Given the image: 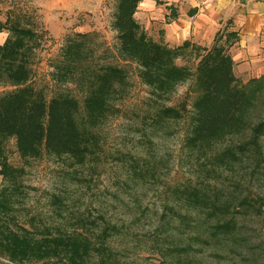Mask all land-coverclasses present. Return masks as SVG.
<instances>
[{
    "label": "rangeland",
    "instance_id": "obj_1",
    "mask_svg": "<svg viewBox=\"0 0 264 264\" xmlns=\"http://www.w3.org/2000/svg\"><path fill=\"white\" fill-rule=\"evenodd\" d=\"M116 1L77 0L61 10L58 19L45 24L44 15L35 8L33 0H0L2 27L14 23L37 34L38 46L30 62L27 84L41 91L47 101L58 95L76 99L79 122L92 135L91 152L81 164L67 156L45 152L37 158H22L14 139L2 143L13 176H8L9 182L0 173V192L11 182L18 186L11 191L13 208L6 225L13 231L26 229L38 236L47 230L54 234L78 231L95 235L104 226H113L116 230L110 246L119 261L181 264V259L160 253V245H168V240L157 243L153 237L163 213L167 212L170 220H177L181 212H188L181 204L179 190L216 187L232 197H264V184L250 168L219 170L213 163L225 148L246 140L249 117L254 122L263 118L264 69H235L246 91L259 84L262 93L256 96L254 105L251 101V106H247L235 129L225 131L201 150L188 149L185 144L193 124V104L199 96L194 72L199 56L212 45L205 48L192 44L182 55L180 51L172 61L176 67L174 79L165 82L164 92H157L142 79L139 63L119 52L117 32L112 26ZM172 9L170 21L173 14L181 17L178 8ZM229 24L221 27L219 36L225 34ZM0 33L8 35L5 29ZM151 33L147 34L150 39L164 44L162 31L155 29ZM68 40L82 43V60L67 62L63 58ZM223 42L220 40V44ZM106 66L122 69L125 83L119 92L109 96L106 109L91 115L83 107L90 77ZM181 66L189 68L187 79L181 80ZM14 89L3 83L0 96ZM253 106L256 107L251 115ZM165 110L169 112L161 116ZM261 143L264 154V137ZM169 208L174 209L173 213ZM245 223L244 239L248 244L243 250L205 249L197 254L195 264H264V211ZM165 230L171 241L179 237V230L172 224ZM2 249L0 264H20L10 262ZM24 264L59 263L48 260Z\"/></svg>",
    "mask_w": 264,
    "mask_h": 264
},
{
    "label": "trees",
    "instance_id": "obj_2",
    "mask_svg": "<svg viewBox=\"0 0 264 264\" xmlns=\"http://www.w3.org/2000/svg\"><path fill=\"white\" fill-rule=\"evenodd\" d=\"M140 2L117 0L112 26L117 32L120 54L137 61L143 68L142 79L157 92H164L165 82L173 80L176 74L172 61L180 51L182 55L193 45L184 42L171 49L150 39L134 19ZM1 29H5L8 35L0 45V85L8 83L15 87L0 96L1 175L5 180L13 176L2 151V143L10 138L15 140L22 158H37L45 152L83 163L91 152L92 135L79 122L77 100L58 95L47 101L41 91L27 84L31 74L30 62L38 46L37 34L14 23L5 27L0 25ZM222 39L224 42L220 44ZM237 41L236 32L221 36L217 33L210 49L199 56L194 72L199 96L193 104V124L185 144L188 149L201 150L225 131L235 129L247 106H251V101L254 105L256 96L262 93L259 84L246 91L234 74L228 49ZM62 52L67 62L82 60V43L68 40ZM188 69L181 66V80L190 76ZM124 83V72L115 66H106L92 73L88 94L83 100L84 110L94 115L106 109L109 96L119 92ZM255 107L251 109V115ZM168 112L165 110L161 116ZM245 126L249 132L246 140L225 148L214 157L213 163L219 170L235 171L240 166L248 167L264 184L261 143L264 116L256 122L249 117ZM14 184L11 182L0 192V247L10 262L24 264L54 260L59 264H128L119 261L110 246L112 232L116 230L113 226H104L95 235L78 231L54 234L46 229L38 236L26 229L20 232L10 229L6 223L13 208L11 191L18 187ZM179 195L188 212H181L177 220H170L168 213H163L153 237L157 243L168 240V245H160V253L181 259V264H195L197 254L205 249L217 252L228 248L243 250L248 244L244 239L245 222L252 217H260L264 211V197H232L216 187L214 190L186 187L179 190ZM168 210L174 211L173 208ZM170 224L179 230V237L174 242L170 240L169 231L165 230Z\"/></svg>",
    "mask_w": 264,
    "mask_h": 264
},
{
    "label": "crops",
    "instance_id": "obj_3",
    "mask_svg": "<svg viewBox=\"0 0 264 264\" xmlns=\"http://www.w3.org/2000/svg\"><path fill=\"white\" fill-rule=\"evenodd\" d=\"M76 1L33 0V4L44 15L45 24H50ZM172 6L178 8L181 17L173 14L175 19L170 21ZM134 19L148 35L155 29L162 31L168 47L190 42L209 48L229 22L225 33L238 35V41L228 49L235 76V69H264V0H141ZM5 39L0 33V45Z\"/></svg>",
    "mask_w": 264,
    "mask_h": 264
}]
</instances>
